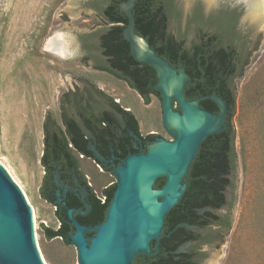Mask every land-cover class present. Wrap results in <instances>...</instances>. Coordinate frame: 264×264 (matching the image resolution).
<instances>
[{
  "label": "rangeland",
  "instance_id": "rangeland-1",
  "mask_svg": "<svg viewBox=\"0 0 264 264\" xmlns=\"http://www.w3.org/2000/svg\"><path fill=\"white\" fill-rule=\"evenodd\" d=\"M93 1L0 0V167L35 211L37 251L46 264H78L73 245L58 238L48 240L42 230H55L59 225L55 205L41 194L42 125L47 115L59 120L64 94L76 86L97 88L131 111L141 135L156 134L165 142L170 140L162 131L159 97L150 96L145 104L122 81L95 70L94 62L86 60L79 37L105 28L90 8ZM196 3L205 15L221 7L236 9L248 47L242 76L234 80L232 123L237 167L234 190L228 194L233 201L230 229L189 228L204 236L215 234L216 239L202 247L187 243L180 250L203 251L199 264H264V15L251 18L256 0H176L181 17L169 21V31L187 44L193 39L187 20ZM57 33L66 36L73 56L60 58L44 49L46 40ZM176 108L172 106L173 111ZM80 164L97 196L115 182L90 161L81 160ZM54 184L61 189L56 180ZM59 203L56 200L55 204Z\"/></svg>",
  "mask_w": 264,
  "mask_h": 264
},
{
  "label": "trees",
  "instance_id": "trees-1",
  "mask_svg": "<svg viewBox=\"0 0 264 264\" xmlns=\"http://www.w3.org/2000/svg\"><path fill=\"white\" fill-rule=\"evenodd\" d=\"M127 1L129 0H94L90 8L99 15L105 28L81 35L79 39L84 51L91 54V58L98 64L96 69L126 82L128 87L136 91L144 103L148 104L150 96L159 97V93L154 89L157 82L156 73L150 65L135 62L128 42L123 38V30L128 20L120 7ZM130 11L134 19L135 33L147 42L158 57L167 61L173 68L184 69L189 76V82L185 86L187 101L200 99L199 106L202 109L219 114L218 106L210 99L214 94L226 106L225 122L221 131L207 137L200 144L183 178L184 192L165 216L158 254L146 257L147 264H199L204 258L203 253H177V249L189 242H194L199 247L213 242L211 236L204 237L188 230L187 227L205 229L211 225H220L227 231L231 226L230 219L225 224L222 217L204 209L219 210L225 207L230 213L233 204V201H227L226 190H234L237 167L235 130L232 123L236 103L234 80L242 76L248 47L247 36L239 29V12L228 7H221L204 15L202 6L196 3L187 20L188 30L193 34L189 44L169 31V21H179L181 17L176 0H135ZM78 92L80 91L73 93V97ZM65 94L64 96L69 97ZM120 111L126 116L128 126H132L134 131L139 133L134 115L129 111ZM67 126L71 129L73 124L69 123ZM95 127L97 137L94 141H105L101 136L108 130L106 124L103 125L99 120ZM156 137L158 136L149 135L146 138L153 140ZM69 141H72L74 147H78V144L83 147L85 143L82 137L70 136ZM43 142L45 147L40 163L44 169L43 179L47 184L51 175L44 166L45 159L48 156L57 159L61 155L71 159V153L66 147L70 144L56 134L51 135L49 139L45 135ZM163 180H157L154 188H161ZM115 187L116 185L102 191L104 201L92 194L89 203L91 214L75 220L83 226L101 224ZM43 190L44 188L41 194L45 198ZM201 211L204 212L201 214ZM56 217L58 228L54 230L43 227V234L48 240L59 237L66 241L72 234L71 222L67 213L61 217L56 213ZM93 234L86 233V236ZM151 247L153 249V246ZM168 248L174 250L173 257L167 253ZM139 261L141 260L137 258L136 262Z\"/></svg>",
  "mask_w": 264,
  "mask_h": 264
},
{
  "label": "water",
  "instance_id": "water-1",
  "mask_svg": "<svg viewBox=\"0 0 264 264\" xmlns=\"http://www.w3.org/2000/svg\"><path fill=\"white\" fill-rule=\"evenodd\" d=\"M134 1L129 0L120 7L128 20L123 38L135 62L155 70L154 89L160 98L161 127L170 140L165 142L156 137L147 143L144 153L128 156L116 168L113 176L117 187L101 224L82 226L68 210L67 217L74 231L66 241L75 247L78 264H132L136 255L153 254L150 242L159 239L166 214L182 196L183 178L200 144L220 132L225 122L226 106L219 97L214 94L210 97L218 106L219 114L202 109L200 99L187 101L185 86L189 76L184 69L173 68L158 57L135 33L130 11ZM158 73L164 79L162 89L158 85ZM173 105L178 110L173 111ZM157 142L166 145L150 146ZM130 161L134 162L128 168ZM159 178H165V183L162 188L154 189L153 184ZM88 232L94 235L86 236ZM0 264H43L37 251L29 205L1 167Z\"/></svg>",
  "mask_w": 264,
  "mask_h": 264
},
{
  "label": "flooded vegetation",
  "instance_id": "flooded-vegetation-1",
  "mask_svg": "<svg viewBox=\"0 0 264 264\" xmlns=\"http://www.w3.org/2000/svg\"><path fill=\"white\" fill-rule=\"evenodd\" d=\"M80 44L82 46L81 41ZM84 53L89 61L91 60L94 62V60L91 58V54L85 51ZM97 65L98 64L95 62L93 63L95 70L107 73L105 71L96 69L95 66ZM113 77L119 81H122L115 76ZM122 82L127 85L126 82ZM77 90H79L81 93L78 92L76 96L73 97L75 95L73 93H76ZM99 92H101L102 95ZM66 93L69 95V97L64 96L60 100L59 120L56 121L52 116L47 115L42 125V132L43 139L45 135L49 139L53 134L58 135L60 138H64L70 144L66 147L70 150L71 159L63 155L57 159L48 156L44 161V166L50 173L51 177L48 178L47 184H45L43 179L41 187L44 188V200L55 205V210L58 216L61 217L64 214L66 215L68 210H71L73 218L79 219L82 217H88L91 214L92 209L90 208L89 203L91 202L92 194L96 195L90 182L87 181V179H89L88 175L84 174L81 170V160L90 161L91 163L101 167L102 173L109 174V176L114 178L115 182L109 183L101 190L100 197L96 195V197L104 201L105 197L102 195V191L104 189L111 188L114 185L117 187L116 178L113 176L116 168L122 165L124 159H126L128 156L132 154L144 153L147 143L152 141L148 140L146 137L156 134H147L143 136L140 133L135 132L132 126H128L126 116L121 113L120 110L127 112L131 111L122 107L119 102L97 88H90L87 85H84L82 88L76 86L74 89L68 90ZM99 120L103 125L106 124L108 130L101 136V138L105 141L96 142L94 141V139L97 137L95 126ZM69 123L73 124L71 129H69L67 126ZM70 136L75 138L82 137V139L85 140L83 147H81L79 144L78 147H74L72 141H69ZM44 147L45 146L43 142L42 154ZM159 179H164V185L165 178ZM55 180L56 184H58L61 189L55 187ZM156 181L153 184V188ZM231 192L233 191L230 189L226 190V199L228 202L232 201V198L230 200L228 198V194ZM56 200H60V203L55 204ZM204 211H209L213 214L219 215L222 217V220L225 222V224L230 219V213L225 207L219 210L205 208ZM204 211H201L200 213L202 214ZM222 211L225 213L221 214ZM70 224L72 226L71 229L73 232L74 226L72 223ZM213 227L225 230V228L220 225H211L205 229H199L197 227H187V229L190 230L189 228H197L199 230H209ZM163 232L164 224L160 232L159 239H152L150 242V250L153 252V254H147L142 257L136 255L132 264H147L148 262L146 257L156 256L158 254ZM211 238L212 241H214L216 239L215 234H212ZM207 245L210 244H206L205 246ZM151 246H153V249ZM181 246L177 249V253H185L184 251L180 250ZM193 251H197L205 255V253L199 249ZM167 253L171 254L173 257L174 250H170L168 248ZM137 258H139L141 261L136 262Z\"/></svg>",
  "mask_w": 264,
  "mask_h": 264
},
{
  "label": "bare ground",
  "instance_id": "bare-ground-1",
  "mask_svg": "<svg viewBox=\"0 0 264 264\" xmlns=\"http://www.w3.org/2000/svg\"><path fill=\"white\" fill-rule=\"evenodd\" d=\"M207 1H211V0H207ZM262 15H264V0H256L255 7H254L253 11L250 13V16H251L252 19H256V18H258V17H260ZM137 38H139V37H137ZM139 39L146 44V42L142 38H139ZM68 47H69V45H68V43L66 41V36L64 34H62V33H57L55 36L50 37L49 39L46 40V43L44 45V49L47 52L52 53V54H55V55H57L60 58H67V57L71 56V53H70ZM136 57L138 59H140L137 55H136ZM158 76L160 78V82H159L158 85L162 89L164 79L162 78V76L159 73H158ZM193 104L195 105V103H193ZM161 145H166V144H164L162 142H157V143H154V144H152L150 146H161ZM133 162L134 161H130L128 163V168L131 166V164ZM26 201L28 203V200L27 199H26ZM28 205H29V210H30V215H31V220H32L34 235H35V238H36V233H35V229H36V216H35V211H34L33 207H31V205L29 203H28ZM141 252H145V251H141ZM38 255H39L42 263L43 264H46L43 261L42 256H41V253H39V251H38Z\"/></svg>",
  "mask_w": 264,
  "mask_h": 264
}]
</instances>
